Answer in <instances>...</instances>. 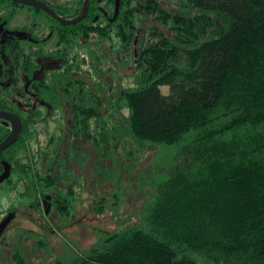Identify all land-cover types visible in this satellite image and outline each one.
Wrapping results in <instances>:
<instances>
[{
    "label": "trees",
    "instance_id": "1",
    "mask_svg": "<svg viewBox=\"0 0 264 264\" xmlns=\"http://www.w3.org/2000/svg\"><path fill=\"white\" fill-rule=\"evenodd\" d=\"M4 3L20 6L0 0V22ZM95 8L48 58L0 44V110L24 121L0 174L8 158L64 224L82 219L86 194L99 213L123 201L77 176L92 152L95 173L141 194L132 219L51 264H264V0H121L113 22ZM9 133L0 121V143ZM23 237L46 247L34 229ZM31 260L17 250L11 264Z\"/></svg>",
    "mask_w": 264,
    "mask_h": 264
},
{
    "label": "flooded vegetation",
    "instance_id": "2",
    "mask_svg": "<svg viewBox=\"0 0 264 264\" xmlns=\"http://www.w3.org/2000/svg\"><path fill=\"white\" fill-rule=\"evenodd\" d=\"M9 1L17 2L18 4H20V6H12V5H9L8 3L3 4L4 5L3 16L5 18L0 22V44H4V43H7L8 41H12V40H17V41H20L21 44L24 45V47L26 48L27 54L32 52L31 48H34L35 50H39V52L40 51L44 52L46 55L40 56V57H45V58L49 57L47 54H51V53L55 52L58 48L61 47L60 42L63 39H69L70 36L76 32V29L73 26H76L79 23H82V22L89 19V17L91 16L92 10H93L92 6H96L95 15L93 16V17H95L94 21H99L101 14H104V16L110 22H113L119 17L120 9H121V0H120V7L118 10V13H117V0H90L89 11H88L87 16L84 19H82L81 21H79L75 24H65V23L61 22L60 20L54 18L48 12L44 11L43 9H41L37 6L31 5L28 3H24V2H19L16 0H9ZM40 1L46 3L59 16H61L62 18H65L66 20H71V19L77 18L81 14L82 9H83L84 4H85V0H81L77 4L71 0H63V1L62 0H40ZM19 9H24V10H27V12L29 11L30 13H34V15H36V17H39V18L40 17L43 18L42 15L47 16V17H45V19L48 20L47 21L48 24L44 25L43 22H41L38 18H35L34 20H29L27 18V20H24L25 24H23L22 26H13L12 23L14 22V19L16 17V14L18 13ZM10 12H12L13 15L10 17V19H8L6 17L9 15ZM84 33L87 34V29H86V32H84ZM37 53H38V51H37ZM0 63L2 65L3 64L9 65V62L3 57L0 59ZM44 63H45V66H51V65H54L55 62L45 61ZM1 74H2V66L0 65V84L1 85L9 84L10 80H6L4 77H1ZM13 75H14V73H12V76ZM33 80L32 79L28 80L25 83V86L28 88L27 91L29 94H32V92L29 91V86L31 85ZM31 96L33 97L34 95H31ZM21 101L22 100H20L18 102V107L25 109L24 107L27 106L28 104L23 103ZM36 103H37V101H36ZM2 111H9V112H12L14 114H17L16 112H13L10 110H2ZM17 115L20 116L19 114H17ZM21 119H22V123H23V131H24V121H23L22 117H21ZM0 121L3 123V125L5 127L9 128L10 132H11L12 125L7 124L1 118H0ZM23 131H22L21 135L23 134ZM21 135H20V137H21ZM11 147L2 151L0 153V155L5 153V156H9L10 154L8 153V151ZM5 162L10 163L11 171H10L9 177L0 183V192L2 194L0 196V197H2V199L1 198L0 199L9 201L11 192L13 190L19 188L18 193H19L20 198L28 200V206L26 205V207L27 208L31 207L30 209H32L34 214H38V212L34 211V209H37V207L39 206L40 203H41V209L43 210V208H44L45 213L47 215L50 214L52 212V210H54V208H55V206L53 204V199H52L53 197L52 196H49V197L46 196L45 198H43L42 195L39 194L37 199H29V197L27 195L29 183L26 181V179L21 178L20 173H16L13 170L14 165L12 164V162H10L8 160V158H3L1 161V163L4 166V170H3L2 174H4V172L6 170ZM44 167H45V164L43 162L39 163V168L41 171L44 170L43 169ZM2 174H0V176ZM35 206H36V208H35ZM24 207L25 206H23L22 203H20L18 205V204H15L14 202L12 204L11 203L9 204V202H8L6 207L3 208L0 212V214H1L0 224L8 216H10V215L14 216V218L11 220V222L4 229V231L2 232V234L0 236V262H13L14 255H16L17 250L19 252H22V254L25 256L28 255L27 247L28 246L30 247V243H32L33 241L30 239L28 242L27 238L23 237L24 232H25V228L22 226L21 217L24 216L25 214L27 215V211L25 210ZM85 216H87V215L83 214L82 218H84ZM52 231H54V230H52ZM21 232H22V234H21ZM35 234H36V238H37L39 235V231L35 230ZM29 258H32L31 261L35 260V258H33V256H31Z\"/></svg>",
    "mask_w": 264,
    "mask_h": 264
},
{
    "label": "rangeland",
    "instance_id": "3",
    "mask_svg": "<svg viewBox=\"0 0 264 264\" xmlns=\"http://www.w3.org/2000/svg\"><path fill=\"white\" fill-rule=\"evenodd\" d=\"M71 1H74L77 4L81 0ZM42 16L43 18H39L36 17L34 13H30L29 11L27 12V10L24 9H19L12 25L22 26L23 24H25L24 20H27V18L29 20L38 18L41 22H43L44 25H47L48 20L45 19V17L47 16ZM162 90L166 94L169 93V88L167 86H163ZM96 159V154L92 152L90 164H87L83 167L78 164H74L73 166H75L77 176L81 175L86 179L85 185L88 192H93L94 195L97 194V197H99L100 195H109V193L111 192L121 193L123 201L121 202V205L118 209H113L110 204H107L104 213L96 212L95 210H92V199L90 195L86 194L87 197H83L80 201V204L82 206L80 208L81 212L78 216L82 218V215L87 211H89V215L85 216L77 222H68L64 224L63 218L55 209L52 210L50 215H47L44 211L45 209L43 208L42 212L46 218L39 215V213L34 214L32 209L26 207V205L28 204V200L20 198L18 193L19 188L11 192L9 201L1 200L2 197H0V212L3 208L6 207L8 202L9 204H12L14 202L18 205L22 203V205L25 206V210L27 211V215L25 214L21 217L22 226L26 229L31 228L39 231L38 239L40 241L46 242L45 249L37 248L36 250H34V242L30 243L31 249L29 250V254L27 256H33L35 260L29 262V264H51V260L53 261L58 257H66L69 252L70 246L78 252L87 251L96 243H98V240L102 237L99 231L100 229H115L118 227V222L121 219L126 221V219L128 218L132 219V214H134L135 216L136 211L141 203V194L139 190L136 191L133 188L132 190L129 189V191L127 188L120 189L118 184L114 183L115 181L108 180L103 174H100L98 172V174L95 173V167L98 164ZM148 162L149 161L145 162L143 166L147 167L149 165ZM137 169L138 168L133 169L130 178L133 181L132 183L135 185L137 179ZM126 175L127 174L125 173V171H123L121 178L124 182L128 181L126 180ZM124 185L125 187H128L129 184L127 185L124 183ZM1 195L2 194L0 192V196ZM28 216L36 219L35 222L30 221L28 219ZM79 222L80 224L78 225L77 223ZM49 223L54 227V231L45 229L49 225ZM2 264H11V262H2Z\"/></svg>",
    "mask_w": 264,
    "mask_h": 264
},
{
    "label": "water",
    "instance_id": "4",
    "mask_svg": "<svg viewBox=\"0 0 264 264\" xmlns=\"http://www.w3.org/2000/svg\"><path fill=\"white\" fill-rule=\"evenodd\" d=\"M16 1L37 6L65 24H75L81 21L82 19H84L88 14L89 6H90V0H85V4H84L81 14L75 19L66 20L65 18H62L61 16H59L46 3L40 0H16ZM119 7H120V0H117V13H118ZM0 118L3 119L7 124L12 125V130L10 134L0 143V153H1L2 151L11 147L15 142H17V140L19 139L23 131V123H22V119L20 116L12 112H9V111L0 110ZM5 165H6V170L4 174L0 176V183L6 180L10 175L11 165L9 162H5ZM13 218L14 216L10 215L0 224V236Z\"/></svg>",
    "mask_w": 264,
    "mask_h": 264
}]
</instances>
